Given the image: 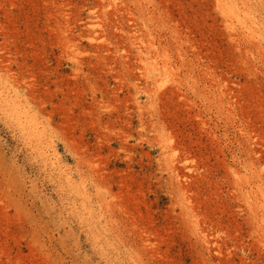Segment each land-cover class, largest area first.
<instances>
[{
  "label": "rangeland",
  "instance_id": "374dc122",
  "mask_svg": "<svg viewBox=\"0 0 264 264\" xmlns=\"http://www.w3.org/2000/svg\"><path fill=\"white\" fill-rule=\"evenodd\" d=\"M224 19L0 0V264H264V45Z\"/></svg>",
  "mask_w": 264,
  "mask_h": 264
},
{
  "label": "bare ground",
  "instance_id": "6f19581e",
  "mask_svg": "<svg viewBox=\"0 0 264 264\" xmlns=\"http://www.w3.org/2000/svg\"><path fill=\"white\" fill-rule=\"evenodd\" d=\"M215 1L217 8L226 18L224 20H227L228 25L226 26H229L231 31L235 32L239 29L256 44L264 45V19L257 15L258 10L256 13L255 0ZM26 122H31V117L26 116Z\"/></svg>",
  "mask_w": 264,
  "mask_h": 264
}]
</instances>
